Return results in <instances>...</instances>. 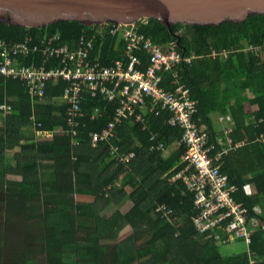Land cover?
I'll return each instance as SVG.
<instances>
[{
    "label": "trees",
    "instance_id": "1",
    "mask_svg": "<svg viewBox=\"0 0 264 264\" xmlns=\"http://www.w3.org/2000/svg\"><path fill=\"white\" fill-rule=\"evenodd\" d=\"M96 28L77 22H60L45 29L0 23V38L19 42L30 36L38 43L44 36L59 33L65 43L74 44L82 34ZM138 29L158 45L177 43L178 39L177 48L182 54L199 57L183 66L180 74L196 103L193 120L208 133V143H214L211 154L229 149L220 164L223 173L239 188L236 200L243 202L250 217L263 225L253 235L251 251L255 264H264V144L256 141L264 133V50L259 56L243 51L246 45L264 46V15L216 27L179 23L171 27L172 34L153 19L139 22ZM119 49L115 48L113 38L104 35L103 40L98 39L91 58H100L103 66H109L120 58ZM223 50L235 52L228 59L209 57L212 51ZM141 56L146 64L147 56ZM32 60L38 66L42 64L39 54L20 59L25 65ZM67 85L50 84L42 100L33 101L18 80L0 79V104L7 101L11 105V114L0 116L3 225L6 227L11 220H16L17 226L28 223L24 247L20 252L8 251L5 264H33L28 251L31 241L36 244L35 254L43 256V264H103L104 259L111 264H132L145 257L150 259L140 264H249L246 253L224 256L213 237L200 235L192 226V194L184 191L181 182H169L182 168L184 145L180 142L182 131L167 124L168 113L148 116L146 129L142 123L131 120L117 126L113 143L120 146L121 152L133 151L134 157L125 168L120 187L110 186L124 166L114 158L108 144L100 143L93 148L90 134L101 132L107 125L114 114V105L101 96L86 94L77 145H73L66 133V105L59 100ZM252 108L255 111H250ZM33 109L40 130L55 131V135L50 141L23 144L30 137L34 139L25 132L32 126L29 117ZM96 109L100 114L93 118ZM214 113L231 119L232 131L220 142L213 133ZM153 134L158 135L165 147L173 142H178V147L167 155L165 150L150 149ZM13 152L14 165L9 166V155ZM45 171L51 172L46 178ZM10 176L22 179L11 180ZM249 186H253L251 194L247 193ZM126 188L133 191L130 210L125 214L115 210L109 218L101 217L105 208L118 206L128 197ZM73 195L93 201L77 203ZM158 204H166L180 217V228L154 215ZM34 225L36 229L29 237ZM126 227L132 230L129 237L112 245L101 244L102 240L117 239ZM5 232L3 229V238ZM145 234L150 236L146 245L152 246L146 252L137 251V243Z\"/></svg>",
    "mask_w": 264,
    "mask_h": 264
},
{
    "label": "built area",
    "instance_id": "2",
    "mask_svg": "<svg viewBox=\"0 0 264 264\" xmlns=\"http://www.w3.org/2000/svg\"><path fill=\"white\" fill-rule=\"evenodd\" d=\"M138 21L130 25L105 23L91 33L82 34L74 44L65 43L61 34L44 36L34 43L29 36L19 42H6L0 38V79H13L21 82L32 99H42L50 84L66 82L62 100L66 105V133L72 144L77 145L79 122L83 116L82 102L86 94L101 96L114 105V114L101 132L90 134L93 148L106 143L114 158L126 168L134 157L133 151L121 152L120 146L113 143L116 128L128 120L142 123L146 129L150 115H170L167 124L182 131L180 142L184 145L180 161L182 168L169 182H181L185 192L192 194L193 215L190 221L195 231L217 244L242 241L246 246L249 264H255V254L251 251L253 235L263 227L243 202L236 200L239 192L229 175L223 173L220 159L229 149L214 150V143H208L209 135L200 129L193 116L196 103L190 97V90L181 79L183 66H189L199 58L193 53L185 56L175 42L158 45L141 33ZM109 36L115 40V48L120 58L109 66H103L100 58L92 59L98 39ZM264 46L246 45L244 52L259 56ZM235 51H212L210 58L228 59ZM39 54L42 64L30 61L22 64L20 59ZM141 54L147 56V62ZM53 65L48 67L49 65ZM11 113L8 103L0 104V114ZM100 114L96 109L93 118ZM39 140H52L53 131L39 130L40 123L34 115L30 117ZM226 134L232 131L229 127ZM256 141L264 144V133ZM218 142V141H217ZM229 142L231 140L229 139ZM150 149L165 150V144L157 134L151 136ZM110 186H114L111 184ZM110 189V188H109ZM248 192V190H247ZM249 193V192H248ZM155 215L165 219L176 229L181 227L180 217L166 204L155 207Z\"/></svg>",
    "mask_w": 264,
    "mask_h": 264
},
{
    "label": "water",
    "instance_id": "3",
    "mask_svg": "<svg viewBox=\"0 0 264 264\" xmlns=\"http://www.w3.org/2000/svg\"><path fill=\"white\" fill-rule=\"evenodd\" d=\"M262 15L264 0H0V23L27 29H45L60 22L93 27L153 19L172 34L171 27L179 23L216 27Z\"/></svg>",
    "mask_w": 264,
    "mask_h": 264
},
{
    "label": "rangeland",
    "instance_id": "4",
    "mask_svg": "<svg viewBox=\"0 0 264 264\" xmlns=\"http://www.w3.org/2000/svg\"><path fill=\"white\" fill-rule=\"evenodd\" d=\"M250 111H255V108H252ZM1 117H2V115H1ZM33 131L34 130H33L32 127L25 129V132H27V134H34L35 133L36 138H35L34 141L36 143V142L39 141V138L37 137L36 132H33ZM45 141H50V140H45ZM25 143H32V141H25ZM177 146H178L177 143L172 144L171 146H169L167 148V152L170 151V150H173ZM16 150H18V149H16ZM12 156L9 158V161H10L9 166H13L14 165L13 164V160H11ZM43 173H44V178H46V173H48V172H43ZM13 179H16V178H13ZM17 179L21 180L22 177H20V178L17 177ZM112 184L114 186L117 185L114 182V180H113ZM72 197L76 200L77 203H89V202L93 201L92 198H88V197H84V196H83V198H84L85 202H83V199H79V196H77V195L76 196L73 195ZM122 205L127 207V205L130 206L131 203L127 199V201L124 202ZM113 212H114L113 208H108L103 213H101V216L103 218H109L113 214ZM154 214H155V212H154ZM15 221L16 220H11V223L9 225H7L6 227H4V225H3V222H4L3 206L0 204V248H2V251H0V264H5V260H6L5 257H7V255L9 256L8 251L20 252L21 249L24 247L23 236L26 233V229H27V227H25V225H28V223H24V224H21V225L17 226L15 224ZM3 229L7 230V232H5V238H3ZM31 229L33 231L29 234V237L31 235H33L34 229H36V226L35 225L32 226ZM131 234H132V230H130L128 228L124 229V230L121 231L119 237L116 240H114V241L124 240L127 237H129ZM227 242H228L227 245L219 246L221 254H223L225 256H231V255H237V254L246 253V246H245V244L242 241H230V240H228ZM138 243H137V251H138V249H142V251H143V248L147 249V247L145 248V246H144V245H146V243H143V241L142 242H138ZM28 245H29L28 246V251L32 255L33 264H43L44 263L43 256L41 254H39V255L35 254L36 244L33 241H31V242L28 243ZM146 246H148V245H146ZM3 247H5L6 253H3ZM148 248H149V246H148ZM145 258H147V257H145ZM140 260L141 259H139L138 261L141 262ZM142 261H143V258H142Z\"/></svg>",
    "mask_w": 264,
    "mask_h": 264
},
{
    "label": "crops",
    "instance_id": "5",
    "mask_svg": "<svg viewBox=\"0 0 264 264\" xmlns=\"http://www.w3.org/2000/svg\"><path fill=\"white\" fill-rule=\"evenodd\" d=\"M21 62V61H20ZM23 64V63H22ZM20 82V81H19ZM21 83V82H20ZM54 85H56V84H54ZM252 97V96H251ZM31 98V97H30ZM32 99V98H31ZM33 101H35L36 99H32ZM40 100H42V99H40ZM59 100L60 101H63L62 100V97H60L59 98ZM5 103H8L7 101H4ZM4 102H2V103H4ZM9 104V103H8ZM65 104V103H64ZM11 114V113H10ZM10 114H6V115H3V114H0V116L2 115V117H5V116H7V115H10ZM32 115H34L35 116V118H36V121H37V117H36V113H35V111H34V109H33V111H32V114H31V116ZM30 116V117H31ZM30 117H29V122L31 123V127L33 128V132H36V130H35V128H34V124H33V122L30 120ZM211 121H212V123H213V133L216 135L215 136V138L217 139V141H221V140H224V138L223 137H227V135L228 134H226V130L225 129H227V128H229L230 127V123H231V119H230V117H225V116H221V115H218V114H216V113H214V114H212L211 115ZM38 122V121H37ZM54 132V134H55V131H53ZM212 134V133H211ZM29 136H32L34 139H31V137H30V139H27V140H24V141H22V143L23 144H32V143H35V138H36V135H35V133L34 134H28ZM53 139V138H52ZM25 141H32V143H25ZM41 141H45V140H41ZM175 143H177L178 144V142H173L172 144H175ZM171 144V145H172ZM170 145V146H171ZM178 147V146H177ZM177 147H175L174 149H176ZM167 148L168 147H166V150H165V152H164V154H169L171 151H173V150H170V151H168L167 152ZM18 150H15V152H17ZM14 154V152L13 153H10V155H9V157H11L12 155ZM45 172H48V173H46V177H48L49 175H50V171H45ZM126 174V169L125 168H123V169H121V171L118 173V175L114 178V182L117 184L116 185V187H120V181H121V179L124 177V175ZM13 178H16V179H13ZM18 178H20V177H18ZM250 178H251V176H250ZM8 179H11V180H18L17 179V177H14V176H10ZM18 181H20V180H18ZM128 193H129V195H128V197H126L118 206H113V205H110L109 207H107V208H105L101 213H103L106 209H108V208H113L114 209V211L115 210H118L121 214H125L126 212H128L129 210H130V208L132 207V202H131V200H130V196H131V194H133L132 192V190L130 189V188H126L125 189ZM247 190H248V194H251V192L253 191V186H249L248 188H247ZM89 198V197H88ZM79 199H83V202H85L84 201V198H83V196H79ZM127 199L129 200V202L131 203V205L130 206H128L127 205V207H125V206H123L122 204L124 203V202H126L127 201ZM127 204V203H126ZM123 206V207H122ZM126 208V209H125ZM155 215V214H154ZM102 217V216H101ZM130 229L131 230V228L130 227H126V228H124V229ZM123 229V230H124ZM121 233V232H120ZM120 233L118 234V237H119V235H120ZM146 238V239H145ZM145 239V240H144ZM148 239H150V236L149 235H144V237H143V239L141 240V241H139V242H142L143 241V243H145ZM116 240V239H115ZM114 240H102L101 241V244H103L104 246H106V245H112V244H114V243H116V242H118V241H114ZM227 243L228 242H225V243H223V244H215L217 247H219V246H225V245H227ZM139 244V243H138ZM145 246V248L147 247V249H144L143 248V251L144 252H146V251H148V249H150L151 248V246L152 245H148L149 246V248H148V246H146V245H144ZM108 249V248H107ZM225 256V255H224ZM150 259V257H147V258H143V261H142V259L140 260L142 263H145V262H147L148 260ZM104 262H103V264H111L110 263V260L109 259H104L103 260ZM141 262H139V261H136V262H134V263H132V264H140ZM113 264H115V262H113Z\"/></svg>",
    "mask_w": 264,
    "mask_h": 264
}]
</instances>
